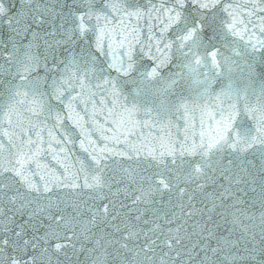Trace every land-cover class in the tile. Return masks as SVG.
<instances>
[{
  "label": "snow or ice",
  "instance_id": "obj_1",
  "mask_svg": "<svg viewBox=\"0 0 264 264\" xmlns=\"http://www.w3.org/2000/svg\"><path fill=\"white\" fill-rule=\"evenodd\" d=\"M99 5L0 0V84L23 106L0 105V264H264V110L224 91L161 123L121 105L119 85L138 60L151 79L180 54L211 88L234 66L221 44L264 51V0ZM242 113L255 133L231 138Z\"/></svg>",
  "mask_w": 264,
  "mask_h": 264
},
{
  "label": "clouds",
  "instance_id": "obj_2",
  "mask_svg": "<svg viewBox=\"0 0 264 264\" xmlns=\"http://www.w3.org/2000/svg\"><path fill=\"white\" fill-rule=\"evenodd\" d=\"M192 60L193 57L183 58L184 65H189L192 70L184 67L180 75H162L165 69H161L159 75L145 79L138 86L139 92L132 106L137 108L142 117L151 115L161 123H166L178 111H183L182 105H187L189 111H198L214 101L217 94H220L222 101L229 102V98L222 94L224 91H231V102L264 110V88L255 86L238 66L234 65L230 72L225 66L224 73L216 77V82L208 88L207 82L201 83L204 80L203 67L197 69ZM229 84L231 89L228 88Z\"/></svg>",
  "mask_w": 264,
  "mask_h": 264
},
{
  "label": "water",
  "instance_id": "obj_3",
  "mask_svg": "<svg viewBox=\"0 0 264 264\" xmlns=\"http://www.w3.org/2000/svg\"><path fill=\"white\" fill-rule=\"evenodd\" d=\"M68 3H71V0H67ZM152 3H155L156 0H151ZM223 2V0H222ZM131 3L133 6L139 7V8H146L149 5V0H131ZM103 4V0H101V5ZM139 23L142 26L146 27L145 21L141 20L139 21ZM154 27L155 29L158 31L159 29V25L153 21ZM31 37H27L24 39V43H27L28 40ZM90 42H92V38L90 37ZM42 43V42H41ZM94 47V45H93ZM221 48H222V55H227L230 56L233 60L234 65L238 66L243 73L250 78V80L254 83L255 86L260 87V88H264V51L261 50H256L253 51L252 49H250L246 44L244 45H233V46H229L228 44H221ZM40 53H43V48L39 49ZM61 52H63V49L61 50ZM97 55H99V53H97ZM60 58H63V56L61 55ZM183 56L180 54H177L174 57V60L172 62V64L168 67L165 68V71L162 73V75H170V74H178L179 72H181L184 68V62H183ZM143 64V67H140V65ZM149 65H152V61L148 60L146 57L142 58L141 60L137 61V66H138V70L135 72V74L133 76H131L130 78H125L123 79V77H120V81H119V85L121 88V92L122 95L125 96L127 99L124 100L123 97L120 98V104H127L129 107L132 106V104L135 101V96L138 94L139 92V85H141L143 83V81L145 79H147L148 77V72L150 71V67H148ZM251 68V75H249V73L245 70L246 68ZM41 75H43V72L41 71L40 73ZM109 75L111 77H117L118 74L115 73L114 70H111ZM5 79V83L4 84H0V105L4 106L3 107V111H7V108L9 105H13V106H17L20 108H23V106H18L16 104V101L19 99L18 97L14 98L12 97V95L9 93L8 89H7V80L10 78H4ZM102 91V90H101ZM97 102H99V100L101 99V97L98 95L96 97ZM109 106H110V98L108 100ZM142 117L140 114H138V118ZM100 123L103 125L104 124V117L101 116L100 118ZM7 126V125H6ZM107 126V125H105ZM144 131L146 132L147 129H144ZM240 134L242 137L243 136H251L255 133V123L252 120V118H250L249 116H247L246 114H241L237 120L235 121L234 125H233V130L229 133L231 138H234L236 134ZM153 134H156V130H153ZM4 142L5 144H7V138H4ZM99 142V141H98ZM102 143V142H99ZM76 155H79L81 157H84L86 154L82 153L78 148L76 149ZM123 161L126 162V158H120ZM51 164L56 168L57 171H61L62 169L56 165V161L55 160H51ZM6 176H10V173H6ZM61 193L63 194L65 191L68 190H64L61 189L60 190ZM85 193L87 194L88 190H84ZM107 191V190H105ZM241 195H243L241 193ZM249 195H251V193H249ZM71 198V197H69ZM87 196L85 195L84 199H86ZM120 200H124V203L132 206V201L131 198L125 200L123 196H120L119 198ZM93 203V201H88V205H91ZM97 203H106V201L103 202H97ZM248 207L250 208L251 212L256 213L257 215H259L260 209H259V205H257L256 207H251V205H248ZM128 209H124V211H127ZM69 212H71V208L68 209ZM82 211H84V209H82ZM87 212L84 211V216L83 218H87ZM133 216H135V212L132 213ZM18 219H20L18 217ZM23 219H27V217H24ZM118 222V221H117ZM247 223V221H245ZM79 244H77V248H79ZM87 247H91L90 244L86 245ZM159 251V249H158ZM69 254L72 256L71 261H65V258L63 256H60V260L62 262V264H92V259L89 256L88 253L86 252H78L76 255H72L71 252H69ZM55 259V258H54Z\"/></svg>",
  "mask_w": 264,
  "mask_h": 264
}]
</instances>
